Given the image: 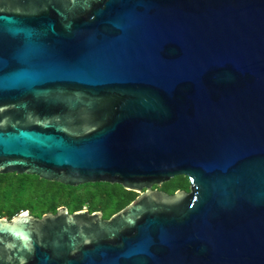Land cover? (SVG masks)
<instances>
[{
  "label": "water",
  "instance_id": "1",
  "mask_svg": "<svg viewBox=\"0 0 264 264\" xmlns=\"http://www.w3.org/2000/svg\"><path fill=\"white\" fill-rule=\"evenodd\" d=\"M12 172L139 195L1 217L0 264H264V0H0Z\"/></svg>",
  "mask_w": 264,
  "mask_h": 264
},
{
  "label": "trees",
  "instance_id": "2",
  "mask_svg": "<svg viewBox=\"0 0 264 264\" xmlns=\"http://www.w3.org/2000/svg\"><path fill=\"white\" fill-rule=\"evenodd\" d=\"M159 188L173 193L178 189H189V179L177 175ZM139 193L126 189L120 184L89 182L69 186L56 181L43 179L33 174L0 173V218H13L24 210L35 216L55 213L65 206L70 212L88 209L100 211L109 218L133 202Z\"/></svg>",
  "mask_w": 264,
  "mask_h": 264
}]
</instances>
